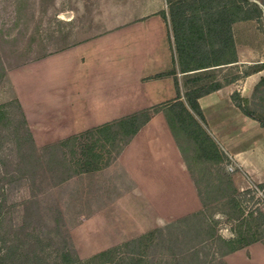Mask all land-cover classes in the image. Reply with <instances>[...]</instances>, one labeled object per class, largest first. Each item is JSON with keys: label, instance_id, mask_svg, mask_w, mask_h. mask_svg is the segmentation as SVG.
<instances>
[{"label": "crops", "instance_id": "1", "mask_svg": "<svg viewBox=\"0 0 264 264\" xmlns=\"http://www.w3.org/2000/svg\"><path fill=\"white\" fill-rule=\"evenodd\" d=\"M113 15V25L103 33L24 66L14 78V87L38 144L150 113L112 163L97 172L98 177L105 176L97 207L115 209L113 215L121 223L117 240L122 241L158 230L203 207L167 114L179 96L186 100V92L195 86L190 82L193 75L206 79V86L212 81L222 84L198 102L208 132L223 155L252 176L245 183L247 189L264 180V125L244 114L232 98L234 93L246 95L251 78L258 81L264 69L247 76L243 71L263 64L264 56L245 55L244 48L248 54L254 50L240 35L254 19L239 20L231 26L233 43L226 52V64L186 72L168 0H118ZM224 66H235V79L224 83L208 72ZM170 70L172 74L156 77ZM205 74L209 75L205 78ZM238 184L242 187L243 180ZM116 209L120 214H115ZM117 221H111L112 231ZM224 259L228 264H264V243H252Z\"/></svg>", "mask_w": 264, "mask_h": 264}, {"label": "rangeland", "instance_id": "2", "mask_svg": "<svg viewBox=\"0 0 264 264\" xmlns=\"http://www.w3.org/2000/svg\"><path fill=\"white\" fill-rule=\"evenodd\" d=\"M116 3L118 0H0V258L5 264H136L139 260L140 264H228L207 230L213 227L215 234L230 236L238 225L231 217L238 209L228 196L232 188L246 190L247 181L253 179L232 158L224 155L228 158L222 163L207 160L192 139L175 131L186 163L203 190L201 213L162 225L153 235L148 231L119 241L121 223L113 215L115 209L97 207L105 177H98L101 173L97 172L112 163L121 147L122 136L112 141H106V136L116 135L118 127H106L91 138L104 144L97 149L104 154L97 162L101 168L92 171H81L86 155H80V141L76 140L86 131L45 144L33 137L16 97L14 78L24 66L106 31L113 25ZM247 25L249 29L241 32L240 39L254 51L248 54L244 48V53L250 59L260 58L264 56V13L261 20ZM234 67L208 72L213 71L225 83L235 77ZM263 78L264 71L258 81L251 78L246 95L241 96L248 97L260 115L264 114V85H259ZM219 175H226L224 181L228 176L232 180L231 185H222L223 191L207 185V178ZM241 179L242 187L238 184ZM259 183L264 180L254 184ZM263 200L261 191L248 199L249 206L264 211ZM118 212L116 209L115 214ZM114 219L118 221L112 231ZM109 249H114L111 255L98 256Z\"/></svg>", "mask_w": 264, "mask_h": 264}, {"label": "trees", "instance_id": "3", "mask_svg": "<svg viewBox=\"0 0 264 264\" xmlns=\"http://www.w3.org/2000/svg\"><path fill=\"white\" fill-rule=\"evenodd\" d=\"M168 2L170 3V20L177 49L182 60V67L186 69V72L226 64V52L229 49L230 42L233 43L232 24L239 20H261L264 13V3H259L256 0H168ZM222 61L226 62L219 63ZM193 66H195L194 69H189ZM262 69H264V63L251 66L247 71H243V75L247 76ZM172 73L173 71L170 70L162 72L156 77ZM191 79L190 82L195 83V86L186 92V100H182L179 96L173 106H170L167 110L170 125L174 133L179 131L188 139H192L202 157L207 160H214L216 163H222L227 157H224L223 151L208 132L207 122L198 102L201 96L219 88L222 84L219 81H212L213 83L210 86H206V79L198 78V75H193ZM259 85H264V78ZM232 98L244 114L264 125V114L260 115L257 110L251 107L248 97H241L239 93H234ZM149 118V112L137 113L117 120L112 124L87 130L81 136H78L80 138L76 137V140L79 139L78 141H80V155H86L81 171H92L101 168L97 162L103 158L104 154L97 151V149L104 148V144L98 143L99 139L97 138L91 139L95 133H101L106 127H118V130L115 131L116 135L113 132L109 133L106 136V141L116 140L119 136H122L120 141L121 151L123 144L125 145ZM27 131L29 130L27 129ZM224 177L220 175L217 178L209 177L207 178V185L217 191H223V184L231 185L232 183L229 176L227 181H224ZM195 180L204 204L200 182L196 178ZM254 186V189L249 187L244 191L232 188L233 192L229 193L228 199L238 209L234 212L235 216H231L232 219H236L238 225L231 229L230 236H224L221 233L219 235L215 234L213 227L207 230L210 240L215 239L219 247L222 248L220 251L222 257L252 243L259 241L264 243V211L260 207H250L248 201V199H254L259 192L264 191V183L254 184ZM199 213L201 211L189 215L185 219L194 215L197 216ZM154 232H150L149 235H153ZM113 252L114 249H109L101 252L98 256H109ZM196 256H198V253H196ZM140 261L136 264H140ZM0 264H5L2 258H0ZM113 264L120 263L114 262Z\"/></svg>", "mask_w": 264, "mask_h": 264}]
</instances>
